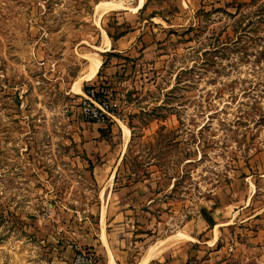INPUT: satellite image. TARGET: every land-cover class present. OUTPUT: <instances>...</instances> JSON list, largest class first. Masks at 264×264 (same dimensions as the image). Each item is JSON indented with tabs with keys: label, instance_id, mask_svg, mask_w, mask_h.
Segmentation results:
<instances>
[{
	"label": "rangeland",
	"instance_id": "1",
	"mask_svg": "<svg viewBox=\"0 0 264 264\" xmlns=\"http://www.w3.org/2000/svg\"><path fill=\"white\" fill-rule=\"evenodd\" d=\"M143 1L0 0V264H264V0Z\"/></svg>",
	"mask_w": 264,
	"mask_h": 264
},
{
	"label": "built area",
	"instance_id": "2",
	"mask_svg": "<svg viewBox=\"0 0 264 264\" xmlns=\"http://www.w3.org/2000/svg\"><path fill=\"white\" fill-rule=\"evenodd\" d=\"M82 120L92 125L104 126L113 119L112 108L105 97H101L93 88L83 92L79 106ZM71 264H95L91 253L85 249L78 250Z\"/></svg>",
	"mask_w": 264,
	"mask_h": 264
},
{
	"label": "bare ground",
	"instance_id": "3",
	"mask_svg": "<svg viewBox=\"0 0 264 264\" xmlns=\"http://www.w3.org/2000/svg\"><path fill=\"white\" fill-rule=\"evenodd\" d=\"M144 1L143 0H139L138 4L131 9V11L133 13H137L143 6ZM124 8L121 7V5H116L113 3H105V2H101L99 4H97L94 8V11L96 14H98V16H101L103 14H106L108 12H112V11H117V10H122ZM109 40L107 38V36L105 35V33H102V42L100 44V46L95 47V50H97L98 52H107L108 47H109ZM84 58H87L90 61V70L89 73L87 74V76L85 78H82L81 80H90L92 78H94L99 70V68H101V60L98 56H90V55H84ZM79 81L75 82L72 86V92L75 95H79L80 94V88H79ZM82 94V93H81ZM125 132V131H124ZM127 133V132H126ZM158 248V247H157ZM156 250L154 247H152L146 257L144 258L143 262H141L140 264H147L155 255H156ZM107 264H115L113 262V260H109V262Z\"/></svg>",
	"mask_w": 264,
	"mask_h": 264
},
{
	"label": "crops",
	"instance_id": "4",
	"mask_svg": "<svg viewBox=\"0 0 264 264\" xmlns=\"http://www.w3.org/2000/svg\"><path fill=\"white\" fill-rule=\"evenodd\" d=\"M109 43H110L109 44L110 46L112 45L113 47L119 48L120 49V52H129L133 48V45H134V41L128 40L127 38H120V39H118L116 41H112V42H109ZM98 46H100V45H98ZM108 51H109V47H108L107 52ZM100 53H104V52H100ZM101 65H102V62H101ZM99 70H100V68H99ZM99 70H98V72H99ZM109 180H110V178H109Z\"/></svg>",
	"mask_w": 264,
	"mask_h": 264
},
{
	"label": "trees",
	"instance_id": "5",
	"mask_svg": "<svg viewBox=\"0 0 264 264\" xmlns=\"http://www.w3.org/2000/svg\"><path fill=\"white\" fill-rule=\"evenodd\" d=\"M104 56H105V54H104ZM104 56H103V57H104ZM86 90H87V89H85L84 91H86ZM206 223H208V225H209L210 227H212V226L214 225L213 220H212L211 218H209V217L206 219Z\"/></svg>",
	"mask_w": 264,
	"mask_h": 264
}]
</instances>
